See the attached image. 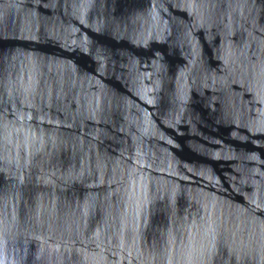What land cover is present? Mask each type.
Returning <instances> with one entry per match:
<instances>
[{"label":"water","instance_id":"water-1","mask_svg":"<svg viewBox=\"0 0 264 264\" xmlns=\"http://www.w3.org/2000/svg\"><path fill=\"white\" fill-rule=\"evenodd\" d=\"M0 264H264V0H0Z\"/></svg>","mask_w":264,"mask_h":264}]
</instances>
